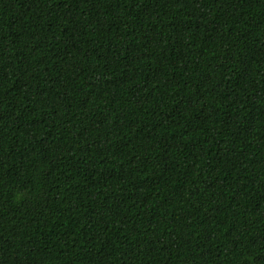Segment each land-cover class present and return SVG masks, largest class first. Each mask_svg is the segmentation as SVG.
I'll return each instance as SVG.
<instances>
[{
  "label": "trees",
  "instance_id": "trees-1",
  "mask_svg": "<svg viewBox=\"0 0 264 264\" xmlns=\"http://www.w3.org/2000/svg\"><path fill=\"white\" fill-rule=\"evenodd\" d=\"M0 264H264V0H0Z\"/></svg>",
  "mask_w": 264,
  "mask_h": 264
}]
</instances>
